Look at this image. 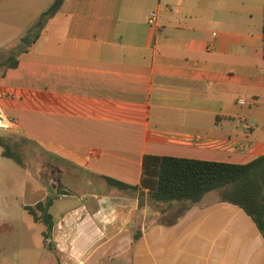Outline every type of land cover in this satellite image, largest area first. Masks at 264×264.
I'll list each match as a JSON object with an SVG mask.
<instances>
[{
  "label": "crops",
  "instance_id": "1",
  "mask_svg": "<svg viewBox=\"0 0 264 264\" xmlns=\"http://www.w3.org/2000/svg\"><path fill=\"white\" fill-rule=\"evenodd\" d=\"M54 1L0 0V53L20 51L0 76V121L48 157L43 181L21 155L19 203L54 264H264L239 205L210 191L173 221L181 202L104 178L140 184L145 154L264 155V0H64L34 39ZM51 192L45 238L24 206Z\"/></svg>",
  "mask_w": 264,
  "mask_h": 264
},
{
  "label": "trees",
  "instance_id": "2",
  "mask_svg": "<svg viewBox=\"0 0 264 264\" xmlns=\"http://www.w3.org/2000/svg\"><path fill=\"white\" fill-rule=\"evenodd\" d=\"M63 2L64 0H55L30 27L28 33L34 39L38 38L48 20L58 12ZM19 54L20 51L12 50L5 59L0 60V66L5 69L16 67ZM3 74L4 70L0 76ZM0 145L4 148L2 155L24 164L21 155L11 151L2 136ZM104 178L109 184L120 189H140L142 196L146 190L148 200L154 205L181 202L183 208L173 221L190 205L198 203L206 193L216 191L220 200L242 207L255 220L264 235V155L247 163H230L145 154L140 184L132 185L108 176ZM51 203L52 198L48 197L46 201H38L35 206H24L36 222L46 225L45 238L49 237L53 227L52 215L48 210Z\"/></svg>",
  "mask_w": 264,
  "mask_h": 264
},
{
  "label": "rangeland",
  "instance_id": "3",
  "mask_svg": "<svg viewBox=\"0 0 264 264\" xmlns=\"http://www.w3.org/2000/svg\"><path fill=\"white\" fill-rule=\"evenodd\" d=\"M5 55L7 52L0 53V60ZM3 69L0 66V73ZM2 124L3 121H0V136L6 140L10 150L22 155L28 167L36 169V177L39 168H42L43 181L51 176L48 157L37 146L24 142L19 133L8 130ZM22 174L19 163L0 152V206L3 215L7 214L9 217L7 223L0 224V264H54V247L48 243L43 245V225L32 223L29 214L20 208ZM215 193L217 194L212 191L210 194ZM53 196L51 192L49 197ZM217 197L219 198L218 194Z\"/></svg>",
  "mask_w": 264,
  "mask_h": 264
},
{
  "label": "built area",
  "instance_id": "4",
  "mask_svg": "<svg viewBox=\"0 0 264 264\" xmlns=\"http://www.w3.org/2000/svg\"><path fill=\"white\" fill-rule=\"evenodd\" d=\"M155 17H156V12H152L151 15L149 16V19H148L149 23H153L155 20ZM238 102L240 104H248L249 105V104L255 103L256 100L254 98L240 97L238 99Z\"/></svg>",
  "mask_w": 264,
  "mask_h": 264
},
{
  "label": "water",
  "instance_id": "5",
  "mask_svg": "<svg viewBox=\"0 0 264 264\" xmlns=\"http://www.w3.org/2000/svg\"><path fill=\"white\" fill-rule=\"evenodd\" d=\"M25 39H27V40H29V41H31V40H32V38H31V36H30V35H27V36H26V38H22V41H23V42H25Z\"/></svg>",
  "mask_w": 264,
  "mask_h": 264
}]
</instances>
